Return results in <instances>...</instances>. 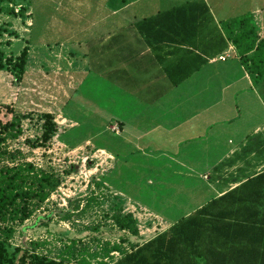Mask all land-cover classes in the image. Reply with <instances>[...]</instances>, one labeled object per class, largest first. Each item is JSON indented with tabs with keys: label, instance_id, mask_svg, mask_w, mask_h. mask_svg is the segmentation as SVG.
<instances>
[{
	"label": "rangeland",
	"instance_id": "374dc122",
	"mask_svg": "<svg viewBox=\"0 0 264 264\" xmlns=\"http://www.w3.org/2000/svg\"><path fill=\"white\" fill-rule=\"evenodd\" d=\"M189 1L193 0H3L0 120L10 122L14 114L29 118L23 121L21 138L7 135L3 148L16 155L0 154V177L6 170L31 163L62 182L44 204L37 209L34 205L29 220L2 225L15 228L7 254L15 264L22 256L27 257L26 264H35L36 257L64 264H111L131 245L144 244L167 230L170 224L162 219L176 223L215 198L218 62L204 66L206 75L213 72L206 76L210 78L193 80L144 105L142 101L154 97L138 90V98L133 97L125 84L121 86L126 83L124 75L108 72L124 66L133 77L130 62L116 58L108 66L111 57L101 55L114 36L122 38L113 43H136L131 27L139 20ZM205 1L217 25L220 2L226 11L233 8V16L239 19L247 12L250 18L252 9H264V0ZM220 24L230 39L243 30L237 22L231 23V33L225 31L226 23ZM139 40L142 46L135 50L147 51L141 64L151 69L137 71V77L151 74L152 69L163 75V68ZM26 47L30 62L23 81L17 82L7 59H16ZM86 57L96 64L101 59L107 66L98 72L91 65V73L85 75ZM134 78L128 85L138 82ZM45 114L54 116L58 132L40 147ZM118 119L131 127L123 135L117 134ZM174 125L180 128L167 134L164 127ZM123 197L138 205L129 206ZM129 211L138 220L137 238L116 226L117 216ZM114 245L122 251L113 254Z\"/></svg>",
	"mask_w": 264,
	"mask_h": 264
},
{
	"label": "trees",
	"instance_id": "16d2710c",
	"mask_svg": "<svg viewBox=\"0 0 264 264\" xmlns=\"http://www.w3.org/2000/svg\"><path fill=\"white\" fill-rule=\"evenodd\" d=\"M2 3L3 0H0V5ZM249 20L245 18L237 21L243 30L235 34L232 42L238 45L242 53L253 52V56L245 58L244 63L252 61L256 67H264V40L259 41L257 31ZM133 27L135 36L139 35L142 44L156 54L154 59L160 65H165L166 56H175L183 51L184 57L177 63L164 67L173 86H179L200 71L208 63L207 57L218 56L228 45L205 0L173 6L139 20ZM121 38L118 35L112 37L107 49L101 52L102 57H111L108 66L114 64L116 58H122L134 67V73L147 72L150 67L141 64L146 57V54H142L143 50L136 58L131 42L113 43ZM28 56L29 49L26 47L16 59H7V64L15 71L17 82L24 79ZM3 57L0 51V61H3ZM98 60V64L91 61V65L100 72L107 64ZM0 69H4L3 64H0ZM108 72L117 76L129 74L128 70L118 69ZM156 99L153 98V102ZM28 118L27 114H14L10 122L0 120L1 155L15 157V152L3 146L8 141V133H11L13 139L23 136V121ZM57 129L54 116L45 114L43 134L38 146L44 147L49 143L57 134ZM19 166L6 170L3 172L4 177H0V264H15L7 258L9 240L15 228L2 225L9 221L19 220L23 223L29 220L34 213V205H37L36 209L39 208L62 185L54 173L38 169L34 164ZM116 226L133 236L140 235L137 220L132 213L117 216ZM120 251L119 245L112 247V252ZM122 254L119 260L111 264H264V172L225 196L212 199L155 238L133 246L130 252L122 251ZM26 263L27 257L22 256L20 264ZM35 264L64 263L36 257Z\"/></svg>",
	"mask_w": 264,
	"mask_h": 264
},
{
	"label": "crops",
	"instance_id": "0c3cea01",
	"mask_svg": "<svg viewBox=\"0 0 264 264\" xmlns=\"http://www.w3.org/2000/svg\"><path fill=\"white\" fill-rule=\"evenodd\" d=\"M232 12L233 8L232 11H230V9L226 11L224 5L221 2L218 3V29L226 38L228 45L222 53H218V59L214 58L208 61V64L211 66L218 62V166L213 167L215 171H218V189L215 196V198L218 199L240 187L247 182V180L264 172V67H256L252 61L244 63V59L252 57L253 52L247 54L242 53L238 45L234 44L232 39L223 31L220 23H226L225 31L231 33V30L234 29L231 23L245 19L246 15L249 13L247 12L240 15L239 19L238 16H233ZM249 15L250 18L253 19L252 22L254 23H251V26L256 29L259 41H263L264 9H252ZM239 32L240 31L237 33ZM139 39H141L140 36L136 35V43L131 42L135 49H138L136 47L140 44ZM135 49H133V52L137 58V56H140L141 52ZM147 49L150 58L154 59L156 54L149 47H147ZM166 50L168 51L169 48H166ZM145 53H147V51L142 52L143 55ZM182 57H184L183 51L175 56L168 55L166 56L165 65H159L163 68L164 72V67L177 63ZM29 58L30 53L27 66L30 62ZM85 60V63L88 65V70L85 72L86 75L91 73L92 68L90 67L91 60H89L88 57H86ZM204 66L200 71L194 73L179 86H173L165 72L163 75L158 76L157 69H152L151 74L148 72L144 74L143 77H137L138 74L132 71L133 77L130 76V73L127 76H123L126 78L124 80L126 83H121V86L125 84V91H128V94L133 95L135 98H138L136 94V90H138L139 94L144 92V94L149 97L152 96L157 98L154 101L156 102L159 100L158 97L161 98L158 95L165 96L168 92L176 91L179 87L185 84L188 85L193 80L198 81L202 79V77L207 79L213 76L211 75L213 72H207L206 75V68H204ZM122 69L128 70L124 66L118 70L122 71ZM206 76L210 77L206 78ZM134 77L138 79V82L134 83L132 86L128 85L130 81L135 79ZM200 83L196 84L197 88ZM143 87L145 88L143 89ZM152 102L153 101H151V103ZM142 103L144 105L151 104L145 101H142ZM118 126L119 129L117 134L119 135H123L126 131L125 129L131 128L130 126L128 127L126 122H119ZM174 126H170V128L164 127V130L167 131V134H174V132L180 128V126ZM159 128H161V126ZM76 148L77 147L71 149ZM98 150L114 159V156L107 150ZM118 195L120 194L118 193ZM124 200L126 203L129 201L128 205L133 208L138 205L134 201L133 203L126 198H124ZM128 213H132L135 216L132 211ZM161 221L170 224L169 228L175 224L163 221V219ZM122 232L126 233V231ZM130 235L137 238L132 234ZM127 240L129 244L131 240H129V238H127ZM131 243L133 244V242ZM133 246L139 245H131V249L128 252L132 250ZM114 253L116 252H113V254ZM113 254L111 253V255Z\"/></svg>",
	"mask_w": 264,
	"mask_h": 264
},
{
	"label": "built area",
	"instance_id": "2783aa9c",
	"mask_svg": "<svg viewBox=\"0 0 264 264\" xmlns=\"http://www.w3.org/2000/svg\"><path fill=\"white\" fill-rule=\"evenodd\" d=\"M221 59H223V58H221Z\"/></svg>",
	"mask_w": 264,
	"mask_h": 264
}]
</instances>
